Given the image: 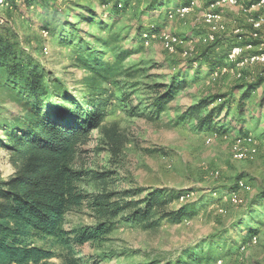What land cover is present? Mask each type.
<instances>
[{"label": "trees", "instance_id": "16d2710c", "mask_svg": "<svg viewBox=\"0 0 264 264\" xmlns=\"http://www.w3.org/2000/svg\"><path fill=\"white\" fill-rule=\"evenodd\" d=\"M20 1L27 7L41 8V15H44L41 25L49 31L54 46L71 48L74 67L86 74L74 84L81 88L72 90L61 76L49 74L43 64L21 46L10 28L0 26V92L20 109L6 111L2 110L5 102L0 104V147L9 151L15 167L14 174L0 181V264H48L53 258L62 259L61 264H97L83 256L76 246L103 245L110 240L108 235L123 223L140 224L149 229L164 220L179 223L196 216L199 208L195 203L186 202L176 209L168 207L186 191L136 186L120 192L83 193L78 182L86 171L74 167L81 145L89 141L94 129L113 155L122 152L126 136L117 123L105 124L115 97L109 86L121 91L119 99L122 102L131 101L133 93L126 89L135 90L139 84H129L123 79L134 78L141 68L132 70L126 66L127 59L145 50L143 34L160 31V24H141L126 33L115 31L127 4L122 0H97L102 6H112L109 10H100L85 0L67 1L64 8L59 6L60 0ZM259 1L248 0L246 5L250 7ZM11 2L15 4L16 1ZM165 4L167 0H152L147 13L161 12ZM170 8L168 5L165 14ZM51 11L53 15L49 20L47 16ZM262 13L264 9L254 16ZM216 43L217 40L207 46ZM109 55L113 58H108ZM192 63L189 61L187 66L168 73L166 80L146 83L150 97L144 110L150 119L159 118L178 93L198 79L199 71L190 76L194 70ZM220 64L212 62V69ZM153 67L162 68L163 64ZM263 83L264 78H259L234 87V90L244 89L237 104L240 115L244 113L245 101ZM227 97L223 93L202 96L173 121L194 123L197 131L223 133V129L217 127L225 126L222 118L230 113L232 99ZM239 132L237 138L249 135L243 128ZM89 173L103 186L111 177L110 172ZM240 180L231 192L236 190ZM85 201L94 211L95 224L66 229V215ZM263 205L264 187H261L251 202V211ZM252 227L248 234L255 235L258 230ZM37 240L50 245H39ZM220 243L221 240L211 238L199 240L185 247L176 258L159 264H209L222 253ZM56 248H63V251L58 252ZM112 255L104 250L97 257L110 258Z\"/></svg>", "mask_w": 264, "mask_h": 264}, {"label": "rangeland", "instance_id": "374dc122", "mask_svg": "<svg viewBox=\"0 0 264 264\" xmlns=\"http://www.w3.org/2000/svg\"><path fill=\"white\" fill-rule=\"evenodd\" d=\"M67 1L70 0L58 1L59 6L64 8ZM85 1L100 10L112 8L102 6L97 0ZM122 1L127 4L114 27L115 31L126 33L134 31L141 24H160L162 29L185 36L186 41L174 53L168 52L160 41H155L146 46L143 52L127 59L126 66L132 70L141 68V71L134 78L123 80L139 85L135 90L132 87L126 89L133 93L129 102H122L119 99L121 91L109 86L115 97L105 120L108 125L117 123L127 141L122 152L115 156L101 142L98 130H92L89 141L81 145V151L75 159L74 167L86 171L78 186L89 195L101 194L106 190L120 192L136 186L166 188L175 192L190 191L193 195L186 202L195 203L199 212L182 222L164 220L159 226L149 229L140 224L123 223L108 235L110 240L103 245L85 244L76 247L83 256L90 258L91 262L97 261V264H159L176 258L185 247L211 238L221 240L223 249L209 264H264V205L251 211L253 198L264 187V83L245 101L242 115L238 112L237 104L244 89L234 90L237 85L264 78V64L238 67L234 64L229 66L224 61L230 49L236 45L244 46L256 41L257 45L250 52L264 51V28L254 39L250 22L253 15L264 9V4L247 9L248 0H239L236 5L220 8L226 30L218 35L216 45L207 46L191 40L206 32L203 14L213 0H197L192 13L174 20H168L164 11L168 5L173 7L184 0H167L168 4L163 6L161 12L157 10L149 13L147 8L152 0ZM52 15L53 11L47 16L49 20ZM43 16L39 6L27 7L19 1L15 2L13 8L0 9V17L7 20L0 26L2 29L10 28L17 35L21 46L39 60L49 74L61 76L72 90H77L81 87L74 84L86 72L74 67L71 48L54 46L51 35L42 33L40 21ZM82 26L88 29L86 25ZM108 58L113 57L109 55ZM189 61L194 66L190 76L194 71H199L198 79L191 81L184 91L178 93L165 113L157 119H150L144 110L150 97L146 83L166 80L168 73L187 66ZM212 62L221 64L213 70ZM157 63L163 64V67H153ZM224 66L227 68L225 71L222 69ZM212 93L227 94L232 104L229 115L222 118L225 126L217 127L223 129V133L213 135L212 142L208 143L206 137L210 130L197 131L194 123L177 124L173 120L199 98ZM2 102H5L2 110L20 111L0 92V104ZM241 128L256 139L257 153L239 160L234 157V143ZM4 150L0 147V151ZM7 164V167L3 166L4 176L0 177V181L7 179L15 170L11 161ZM91 171L110 172L111 177L106 186L94 179L89 173ZM238 179H244L250 189L241 192L242 203L233 205L228 195ZM186 202L175 199L168 207L176 209ZM95 222L94 211L90 203L85 201L66 215L64 227L70 230ZM251 226L254 231L258 230L255 244L249 243L254 235L248 234ZM36 243L50 245L42 240ZM245 243L249 244L241 250ZM62 249L56 248L58 252H62ZM104 250L113 255L110 258H98ZM61 263L62 259L59 258L48 262Z\"/></svg>", "mask_w": 264, "mask_h": 264}, {"label": "built area", "instance_id": "2783aa9c", "mask_svg": "<svg viewBox=\"0 0 264 264\" xmlns=\"http://www.w3.org/2000/svg\"><path fill=\"white\" fill-rule=\"evenodd\" d=\"M19 2L20 0H15ZM239 0H213L210 3L209 7L203 14V24L206 28V32L191 40V42L196 41L202 45H209L215 42L218 38V35L226 30V24L224 22V16L219 12V9L226 6V5H236L238 4ZM264 4V0H260L258 3L252 4L247 9H250L254 6H261ZM122 4H120L121 6ZM14 4L11 0H0V9L3 8H13ZM197 6V0H189L188 3H181L177 6H174L167 10L166 16L168 20H174L179 17H185L192 13ZM7 20L0 17V24L6 23ZM250 22L252 24V36L254 39H257L259 36V32L264 28V15L254 16L251 17ZM238 31V30H236ZM42 33L47 36L49 31L47 29H42ZM143 40L145 46H150L155 41H160L163 47L171 53L177 51V48L181 46L185 41L186 37L169 32L165 29H161L160 31H146L143 34ZM257 44L249 42L244 46H233L227 54L226 63L231 65H236L238 67H243L248 64H255L260 63L264 64V51L260 52H250V49L255 47ZM45 51L47 49L45 48ZM223 71L227 68L224 66ZM218 70L215 71L217 73ZM240 76V74H239ZM221 134V132L213 131L210 132L207 137L206 141L208 143L212 142L213 135ZM257 153V141L251 134L243 137L237 138L234 143V157L236 159L242 160L248 158L250 155ZM10 155L9 151L4 150L0 151V177L4 176L3 166L7 167L10 163ZM218 174V172H216ZM250 186L248 183L241 179L238 182V186L236 190L230 192L228 195L230 203L233 205H239L243 202L241 198V192L244 190H249ZM193 195L192 192L187 191L180 195L178 201L179 202H186L188 201L191 196ZM258 241V235L255 234L250 238V244H255ZM249 243H245L242 245L241 250H244Z\"/></svg>", "mask_w": 264, "mask_h": 264}, {"label": "crops", "instance_id": "0c3cea01", "mask_svg": "<svg viewBox=\"0 0 264 264\" xmlns=\"http://www.w3.org/2000/svg\"><path fill=\"white\" fill-rule=\"evenodd\" d=\"M14 171H15V170L13 169V170H12V174H14Z\"/></svg>", "mask_w": 264, "mask_h": 264}]
</instances>
